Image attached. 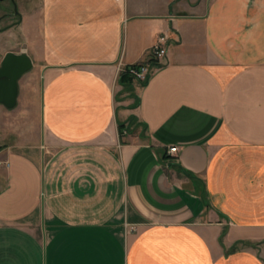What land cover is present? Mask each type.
Returning a JSON list of instances; mask_svg holds the SVG:
<instances>
[{"label":"crops","instance_id":"crops-1","mask_svg":"<svg viewBox=\"0 0 264 264\" xmlns=\"http://www.w3.org/2000/svg\"><path fill=\"white\" fill-rule=\"evenodd\" d=\"M36 1L0 29L32 63L0 111V264H264V0Z\"/></svg>","mask_w":264,"mask_h":264},{"label":"water","instance_id":"water-1","mask_svg":"<svg viewBox=\"0 0 264 264\" xmlns=\"http://www.w3.org/2000/svg\"><path fill=\"white\" fill-rule=\"evenodd\" d=\"M15 11V8H14ZM32 67L25 53H5L0 60V105L13 109L18 95V81Z\"/></svg>","mask_w":264,"mask_h":264},{"label":"rangeland","instance_id":"rangeland-1","mask_svg":"<svg viewBox=\"0 0 264 264\" xmlns=\"http://www.w3.org/2000/svg\"><path fill=\"white\" fill-rule=\"evenodd\" d=\"M36 0H25L24 3H21L17 0L14 1V7H15V11L13 9L12 12V6L9 4V0H0V29L5 27L8 23L11 22H19V20H21V17L19 16V12L22 9V7L24 8V10L26 12H30L34 9L35 4H36ZM5 8V10L3 9ZM6 13H9V15H6ZM18 16V19L17 17ZM27 22V21H26ZM15 34V38H18L19 36V32L16 30ZM14 38L12 35H9V45L14 44ZM6 42H2L1 41V46L5 44ZM134 105V104H133ZM5 108H3L2 106H0V111H3ZM10 111V110H9ZM16 118H14V121H17L16 119H19L18 121H22L21 118L22 116H15ZM13 137H10L9 140H11Z\"/></svg>","mask_w":264,"mask_h":264},{"label":"built area","instance_id":"built-area-1","mask_svg":"<svg viewBox=\"0 0 264 264\" xmlns=\"http://www.w3.org/2000/svg\"><path fill=\"white\" fill-rule=\"evenodd\" d=\"M114 1L117 2L119 0H114ZM165 45H166V36L164 34L159 35L157 37L154 45L152 46V48L148 52V59H149L148 61H154V62L161 61L165 57V53H166ZM147 62L137 64V66H138L137 70L130 68L129 69L130 75L135 77V79H137V80H140V81L143 80L145 75L148 72V69H149ZM176 152H177L176 147H170L168 149L169 154H174ZM0 164H1V162H0Z\"/></svg>","mask_w":264,"mask_h":264},{"label":"trees","instance_id":"trees-1","mask_svg":"<svg viewBox=\"0 0 264 264\" xmlns=\"http://www.w3.org/2000/svg\"><path fill=\"white\" fill-rule=\"evenodd\" d=\"M17 19H18V17H17ZM150 62H154V61H148L147 64L149 65ZM130 68H133V69L137 70L138 66L137 65H132V66H129V67H126L125 69H123V71H121L119 73L118 80H117L118 84H120L123 87H128L129 84L133 83L134 81H137V82H139V84L141 86H144L146 81H147V79H148V77H149L150 70L148 69V72L145 75L144 79L140 81V80L135 79V77H133L132 75H130V73H129V69ZM132 108H134V107H132ZM135 120H136L135 117H131V118H129L127 120V123L119 122L118 123L119 134L122 135L124 131L128 132L129 131V127L133 126V122Z\"/></svg>","mask_w":264,"mask_h":264},{"label":"flooded vegetation","instance_id":"flooded-vegetation-1","mask_svg":"<svg viewBox=\"0 0 264 264\" xmlns=\"http://www.w3.org/2000/svg\"><path fill=\"white\" fill-rule=\"evenodd\" d=\"M9 4L12 6V12H13V9H14V4L12 3V1L10 0ZM5 10V8H3ZM6 15H9V13H6Z\"/></svg>","mask_w":264,"mask_h":264}]
</instances>
